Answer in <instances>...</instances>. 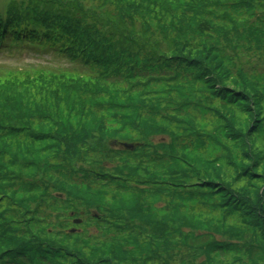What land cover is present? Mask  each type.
<instances>
[{"label": "trees", "instance_id": "obj_1", "mask_svg": "<svg viewBox=\"0 0 264 264\" xmlns=\"http://www.w3.org/2000/svg\"><path fill=\"white\" fill-rule=\"evenodd\" d=\"M0 4V52L81 69L0 74V207L53 188L98 225L17 230L6 205L0 264H264V74L235 61L264 56V0Z\"/></svg>", "mask_w": 264, "mask_h": 264}, {"label": "rangeland", "instance_id": "obj_2", "mask_svg": "<svg viewBox=\"0 0 264 264\" xmlns=\"http://www.w3.org/2000/svg\"><path fill=\"white\" fill-rule=\"evenodd\" d=\"M0 6L2 5L0 4ZM235 61L238 66H245L249 71L258 70L259 73L264 74V56L261 57L253 53L240 52ZM16 68H22L24 69V72H44L47 74V76H49V74H57L59 76H74V70L81 71V69H74L73 59L62 56L60 53L55 52V50L52 48H48L44 51L19 48L12 50L11 52H0V74L5 71L9 74L21 73L19 70H16ZM40 177L41 176H35L34 180H38ZM45 178L46 177L42 178V182L44 184ZM51 186L53 185H50L49 187ZM30 194L31 193L22 194L23 196H28L29 203L27 209L21 205H17L15 201H7L6 198L1 200L3 205L0 208H4L6 205L15 207L14 213L16 215L12 214L14 215V218L11 219L12 221L10 227H17V230H19L32 226L38 231V229H40L39 224L45 227H53L49 224L51 220L58 223L56 238L64 237V233H74L73 228H76L80 231L85 229V232H88L89 230L98 227L96 221H92L88 218L89 215H95L93 212L96 210L91 209L90 211H92V214H86L81 208L78 211V214L74 212L71 213V216L68 211L69 209L65 208L64 204L62 205L64 207H62L55 200L52 201L51 198L53 194L56 195V198H63V195L60 192H56V189L49 188L42 197L40 194ZM33 200L38 201L32 203ZM68 216L69 218H67ZM77 220L81 221L76 222ZM66 225L69 227H66V229L63 228V226L65 227ZM85 232L82 235H85Z\"/></svg>", "mask_w": 264, "mask_h": 264}, {"label": "water", "instance_id": "obj_3", "mask_svg": "<svg viewBox=\"0 0 264 264\" xmlns=\"http://www.w3.org/2000/svg\"><path fill=\"white\" fill-rule=\"evenodd\" d=\"M123 145H124L126 148H130V149L133 148V145H132V144L124 143Z\"/></svg>", "mask_w": 264, "mask_h": 264}]
</instances>
